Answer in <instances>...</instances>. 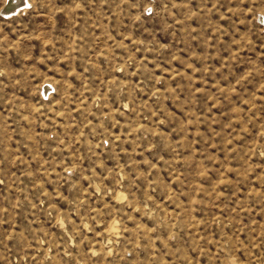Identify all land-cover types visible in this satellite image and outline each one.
<instances>
[{"label": "rangeland", "instance_id": "obj_1", "mask_svg": "<svg viewBox=\"0 0 264 264\" xmlns=\"http://www.w3.org/2000/svg\"><path fill=\"white\" fill-rule=\"evenodd\" d=\"M7 2L0 264H264V0Z\"/></svg>", "mask_w": 264, "mask_h": 264}, {"label": "bare ground", "instance_id": "obj_2", "mask_svg": "<svg viewBox=\"0 0 264 264\" xmlns=\"http://www.w3.org/2000/svg\"><path fill=\"white\" fill-rule=\"evenodd\" d=\"M24 0H8V2L6 3L7 6H9V8L13 7V8H18L20 6V3H23ZM25 4V3H24ZM6 6V5H5ZM22 6H20L21 8Z\"/></svg>", "mask_w": 264, "mask_h": 264}, {"label": "water", "instance_id": "obj_3", "mask_svg": "<svg viewBox=\"0 0 264 264\" xmlns=\"http://www.w3.org/2000/svg\"><path fill=\"white\" fill-rule=\"evenodd\" d=\"M22 4L20 3V6H21ZM17 8H9V6H7V4H6V6H4V8H3V13L4 14H11V13H13V12H15V10H16Z\"/></svg>", "mask_w": 264, "mask_h": 264}]
</instances>
